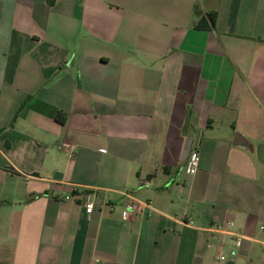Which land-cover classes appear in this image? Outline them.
<instances>
[{
	"label": "crops",
	"instance_id": "0c3cea01",
	"mask_svg": "<svg viewBox=\"0 0 264 264\" xmlns=\"http://www.w3.org/2000/svg\"><path fill=\"white\" fill-rule=\"evenodd\" d=\"M0 200V264H264V0H0Z\"/></svg>",
	"mask_w": 264,
	"mask_h": 264
},
{
	"label": "built area",
	"instance_id": "2783aa9c",
	"mask_svg": "<svg viewBox=\"0 0 264 264\" xmlns=\"http://www.w3.org/2000/svg\"><path fill=\"white\" fill-rule=\"evenodd\" d=\"M68 149H72L71 146H66ZM198 162H199V153L197 150H193L191 153H190V158H189V162H188V172L190 174H195L197 169H198ZM126 197H128V201H127V204H126V210H125V214H124V220H129L130 217L132 216V213L134 210H136L137 206H138V203L133 200L132 197L126 195ZM70 196H67L65 199H69ZM95 199H96V196L94 193H86L82 196V206L85 210V213L87 215H90L92 214L94 211H95ZM111 210H114V207L111 206ZM185 225L188 226V223H185ZM211 229H216V230H221V227L220 226H217V225H213L211 227ZM263 229V227H262ZM233 234V233H232ZM237 239H240L243 237V234L241 233H234L233 234ZM219 260L221 261H224L226 259L225 256L223 255H220L218 257Z\"/></svg>",
	"mask_w": 264,
	"mask_h": 264
},
{
	"label": "trees",
	"instance_id": "16d2710c",
	"mask_svg": "<svg viewBox=\"0 0 264 264\" xmlns=\"http://www.w3.org/2000/svg\"><path fill=\"white\" fill-rule=\"evenodd\" d=\"M206 18H208L211 21L212 25H214L215 19H216V14L215 13H210V14L207 15ZM204 21H205V18L203 17L201 19L200 23L198 24V27H201L203 25ZM58 120L64 122L65 118H63L62 115H58ZM1 205H2V201L0 200V207H1Z\"/></svg>",
	"mask_w": 264,
	"mask_h": 264
}]
</instances>
